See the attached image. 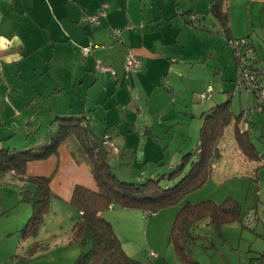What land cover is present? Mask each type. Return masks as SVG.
I'll return each mask as SVG.
<instances>
[{
    "label": "rangeland",
    "instance_id": "rangeland-1",
    "mask_svg": "<svg viewBox=\"0 0 264 264\" xmlns=\"http://www.w3.org/2000/svg\"><path fill=\"white\" fill-rule=\"evenodd\" d=\"M174 3L186 13L189 10L200 13V20L194 22V25L200 28L185 24L176 13ZM211 3L212 0H164L165 12L170 16L169 20L160 23L163 39L160 38L159 32L145 39L158 56L155 59L147 58L143 64L139 60V68L130 71L127 78V54L130 50L136 55L135 51L143 49L140 41L142 34L133 35L129 40L131 49L119 40L114 42L116 48L118 45H124L125 49L118 59L119 63H123L121 83L113 85L114 93L108 94L104 107V93L101 89L92 88L90 97L99 100L92 117L94 128L101 130V134L109 125L107 128L114 138L119 137L115 143L121 151L120 163L112 157L116 150L110 160L114 165L118 163L115 165L117 174L119 167L122 166L125 170L123 177L119 176L122 180L131 178L126 167L137 168L135 173L144 172L146 178H161L164 174L168 175L173 165L181 161L182 154L191 153L193 156L200 126L204 120L202 110L207 111L217 103L214 104L213 101V105L201 109L202 104L211 100L200 99L198 92L203 79H209L212 73L214 74V62H221L224 66L221 73L208 81V84L214 88L225 86L224 94L230 91L232 79L225 80L221 78V74L234 77V56L224 37L217 32V21L210 14H204ZM228 4L229 19L237 30L251 33L254 31V34H258L256 37H264V28H261L264 27V10H261L264 6L248 0H228ZM172 47L175 51L170 50ZM59 78L62 82L58 80L59 86L64 87V77ZM53 80L51 77L46 79L42 76L41 80L38 79L35 83L12 81L6 85L5 91L0 93V128H3L6 134L13 135L11 144L5 142V147L10 146L16 150L32 148L35 144H32L30 138L54 130V126L49 131L46 130L50 117L45 105L55 99L42 102L33 97L39 84H46L51 88ZM58 101H62V98H58ZM28 102L34 107L33 111L27 108ZM24 105L26 107L23 108ZM8 106L12 110L8 109ZM230 108L232 118L223 133V148L217 147L218 157L211 167L210 177L199 188L188 194L183 201L162 208L150 216L139 209L114 208L103 212L124 251L141 264H184L169 242V232L178 210L185 201L196 203L209 199L221 203L228 196L241 204V218L244 222L248 215L255 218L254 222L246 226L241 222H233L224 224L217 230L208 218H203L194 228L196 245L191 251L192 259L197 264H245L248 258L264 251V166L258 169L257 179L245 175L253 162L248 166L243 161V155L236 149L233 134L235 122L241 113L237 124L248 123L246 129L247 133L252 135V144L259 152H264V140L258 138V135L264 132V114L254 106L253 94L249 95L242 89L235 92L230 101ZM242 110L245 112L242 113ZM30 111L33 113L28 116ZM142 114L145 115L147 124L144 136L151 141L146 144L142 142L145 138L142 135L145 128ZM119 118L124 121L117 122L120 124L117 129L111 123ZM134 121L135 128L132 127ZM13 125L19 128L12 129ZM132 133V136H135L133 146L125 147L123 138ZM142 150L145 151V157L140 160L138 153ZM66 151L64 146H60L57 156L31 161L25 169L28 175H50L54 171L50 181L52 189L48 208L33 236H23L22 233L24 224L32 214L31 203L24 198L25 182L13 173L0 177V264H73L77 257L89 248L81 246L71 237L73 217L76 213L69 200L71 188L73 189L75 184L95 187V181L84 162L76 166L66 162ZM139 163L141 166H137ZM189 163L186 169L189 168ZM135 173L132 178L137 180ZM175 181L176 179H161L160 183L172 186L177 182Z\"/></svg>",
    "mask_w": 264,
    "mask_h": 264
},
{
    "label": "trees",
    "instance_id": "trees-1",
    "mask_svg": "<svg viewBox=\"0 0 264 264\" xmlns=\"http://www.w3.org/2000/svg\"><path fill=\"white\" fill-rule=\"evenodd\" d=\"M174 4L176 6V3ZM228 10V0H212L204 14H210L217 21V32L224 37L227 46L233 52L235 75L231 80L232 87L230 91H227L228 96L224 101H216L217 103L205 112L193 156H191V153L182 154L181 161L173 165L172 171L168 175L164 174L161 178H155L154 176L146 178L147 176H145L144 172H139L138 180L129 182L119 178L120 174L118 175L115 172L116 166L110 162V156L114 153L113 148H109L105 143L106 135H109L113 141L111 133L105 132L102 136H98L92 130L87 116L79 113L69 112L55 116L53 121L49 123L54 126V130L48 134L35 135L30 138L33 143L37 141L40 145L29 149L16 150L10 148V146L8 148L5 147V143L2 142L5 140L10 145L13 135L8 134L5 139H0V177L6 173L18 175L25 182L24 198L32 206L31 217L22 228L23 236L35 235V230L43 220V215L48 208L51 196L50 181L54 172L50 175H28L25 173V169L31 161L46 159L52 155L57 156L59 147L64 146L72 158L87 165L95 181L94 188L76 184L69 200L76 213L73 217L71 237L74 241L79 242L81 246L89 247L86 252H82L77 257L73 264H141L124 251L111 223L103 216V212L114 208L139 209L150 216L162 208L183 201L188 194L199 188L210 177L211 167L218 157V143L223 136L225 127L232 118L230 101L235 92L241 90L237 88L239 84V61L235 57V51L230 46L229 42L231 40H245L243 46L253 49L255 59L252 69L255 71L257 81L264 86V65L259 63L257 48L248 36L234 37L231 35ZM176 13L189 27L200 28V26L194 25L195 21L198 22L200 20V13L191 10L186 13L177 6ZM102 18L100 17L98 25L93 26H99ZM112 39L123 43L121 37L119 39L112 37ZM261 41L262 49H264V37H262ZM87 47H91L93 52L95 47L102 46L90 44ZM240 50L244 51V49ZM80 53L82 54V48ZM126 71L127 78L130 71ZM105 72L116 77L115 70L114 74L109 71ZM208 88H212V91L207 93ZM242 90L245 91V89ZM200 93H205L206 95L203 100L213 99L217 94L216 89L210 85ZM247 94L250 95L252 93ZM255 104L254 97V106ZM244 112L245 110H242V113ZM240 117L241 113L235 122L233 130L235 143L242 155L247 159L260 158L261 160L262 157H260L251 142L252 135L239 131V128L242 127V124H237ZM12 129L15 128L12 127ZM146 131L147 129L144 130L143 134ZM113 144L117 149L116 154H119V149L114 141ZM187 163H189V168L186 169V166L188 167ZM161 179H166L167 181L176 179L177 182L175 181L176 183L172 186L168 183L162 185L160 183ZM241 216V204L230 196L221 203H216L209 199L196 203L185 201L172 223L169 232V242L172 244L178 258L184 264H197L191 257V251L196 245V236L194 234L196 223L203 218H208L209 222L217 230L222 225L233 222H241L243 226L253 223H245ZM256 260H264V253L250 257L246 264H254Z\"/></svg>",
    "mask_w": 264,
    "mask_h": 264
},
{
    "label": "crops",
    "instance_id": "crops-1",
    "mask_svg": "<svg viewBox=\"0 0 264 264\" xmlns=\"http://www.w3.org/2000/svg\"><path fill=\"white\" fill-rule=\"evenodd\" d=\"M162 1L0 0V93H3L6 89V85L12 81L16 83H35L38 79L41 80L42 76H45L46 79L51 77L54 79L51 88L46 84H39V87L36 85L38 88H35V96H33L35 97L34 99H39L42 102L48 99L51 100L52 98L55 99V101L51 102L49 105H45L46 108H48V115L50 117L47 122L48 128L46 130L52 127L49 123L53 121L55 116L73 112L86 115L92 130L98 136H102L105 132L112 133L107 128L109 126L107 124H105L107 126L101 134V130H96L93 126L92 117H94V111L98 106L99 100L95 97H90L91 89L97 88L103 91L104 107L105 103L108 101V94L114 93L113 85L115 84L116 86L121 83L123 63H119L118 59L121 52L125 50L123 48L124 45L131 49L132 44L129 43V40L133 35L138 36L142 34L140 41L143 49L135 51L141 64H143V62L145 63L147 58H157V52L155 50L153 51L148 46L145 39L152 34H157V32H159L160 38L163 39L161 25L166 19L169 20L168 16H170V14L165 12L166 5L164 4V0ZM248 1L255 2L259 6H264V0ZM104 4L107 6L106 16L102 18L99 26L91 25L87 19L88 16L97 13ZM146 10H148L147 13L145 12ZM261 10L264 9L261 8ZM161 22L162 24H160ZM229 25L232 36H248L253 45L257 48L259 63L264 65V49H262L261 38L256 37L258 34H254L255 32L253 30L252 33L250 31L244 32L237 30L235 24L230 21V19ZM112 29L120 30V37L124 40L123 46L118 45V48H116L114 44L115 40L111 38ZM131 32L133 34H131ZM125 40H127V42ZM90 44L95 46L101 45L102 47H95L93 52L86 54L87 56L80 54V49ZM170 50H174V48L172 47ZM96 64L113 68L116 71V77L96 69ZM214 64V74L212 73L209 79H203V83L199 86L198 92L203 91L207 85H209L208 81L214 79L217 74L221 73L224 64L221 62H214ZM61 76L64 77V83H66V85L63 86H66L65 88L59 86L58 80L61 82L59 78ZM231 77L233 78V76L226 77L224 74H221V78H225V80H231ZM70 83L72 84L70 85ZM55 85H57V87ZM102 86L104 87L102 88ZM225 88V86L222 88L216 87L217 94L213 99H210L211 101L202 104L201 109H206L202 107H208L213 101L214 104L216 101H224L228 96L223 93L225 92ZM61 95H64V97H61ZM58 98H62V101H58ZM29 103L30 102H28L26 106L33 111L34 107H31ZM26 106L24 105L23 108ZM8 109L12 110L10 106H8ZM31 111L27 113L28 116L32 115L33 112ZM205 112L206 111L202 110V115H204ZM141 116L145 122V130L147 129L146 117L144 114ZM103 120L105 121L106 119L103 118ZM120 121L124 120L119 118V120H113L111 124L115 125L118 129L120 124L117 122ZM132 125V127L135 128V121ZM0 126L2 125L0 124ZM12 127L15 129L19 128L17 125H13ZM0 129V139H5L8 134H6L3 128ZM144 130L142 131L143 137H145L143 134ZM111 135L114 142L119 139V137L114 138V135ZM132 135L133 133L124 136V138L122 137L123 143L125 142V147L132 148V143L135 141V136L133 137ZM258 138L264 140V132H261ZM5 142L4 140L2 143ZM142 142L146 144L151 141L145 137ZM221 142L222 138L218 143V147L222 149L223 145ZM186 143L184 145L187 147L188 145ZM196 143H198V139ZM34 144L35 146L40 145L37 141ZM115 145L118 148L116 143ZM235 146L238 153L242 154L236 143ZM181 151V153H183V150ZM116 152L112 157L119 161L121 151L119 150V154H116ZM258 153L260 157L264 158V152L258 151ZM64 157L67 158L66 162H70L74 166H76V164L79 165L81 162L72 158L68 150ZM144 157L145 151L142 150L139 158L143 160ZM243 161L246 162L248 166H251L253 162L245 175H249L251 179H257L256 177H258L259 174L258 169L264 166L261 160L259 158L247 159L243 156ZM118 163H120V161ZM137 166H141V163ZM130 167L131 166L126 167V169H129V177H131L128 178L127 181H130L129 179L136 180L132 178V175L136 172L135 170L137 168ZM123 171H125L123 167H119L118 175L120 174V176L123 177ZM33 175L44 174L33 173ZM136 175L138 180L139 174ZM83 186L94 188L89 185ZM71 190L73 191L72 188ZM261 253H264V251ZM249 260L250 258H248L247 262Z\"/></svg>",
    "mask_w": 264,
    "mask_h": 264
},
{
    "label": "built area",
    "instance_id": "built-area-1",
    "mask_svg": "<svg viewBox=\"0 0 264 264\" xmlns=\"http://www.w3.org/2000/svg\"><path fill=\"white\" fill-rule=\"evenodd\" d=\"M106 4L102 6V8L94 15L89 16L88 21L92 25H98L100 22V17L106 16ZM112 37L119 39L120 32L119 30H112ZM230 46L235 51V57L239 61V67H238V87L240 89H245L247 93H252L255 97V107L259 108L262 114H264V86H262L261 83H259L255 76V71L252 69L254 64L253 61L255 59V54L253 52L252 48H248L246 46H243L245 44V40H231ZM240 49H244V51H241ZM92 52L91 47H84L82 48V54L86 55ZM139 68V60L137 56L129 50L126 61H125V69L128 71H132ZM96 69L101 70L103 72L109 71L111 74H114V70L110 67L101 66L100 64H96ZM212 88L207 89V93L211 92ZM205 93H200L199 98L204 99ZM209 97V96H208ZM247 124H242V127L239 128L240 132H247L248 129H246ZM105 143L109 148H113L114 150H117L113 144V141L110 139L109 135L105 136ZM262 162H264V158H261ZM255 218L253 216L248 215L245 218V223L249 224L254 222ZM154 257V255H151V257ZM254 264H264V260H256Z\"/></svg>",
    "mask_w": 264,
    "mask_h": 264
},
{
    "label": "water",
    "instance_id": "water-1",
    "mask_svg": "<svg viewBox=\"0 0 264 264\" xmlns=\"http://www.w3.org/2000/svg\"><path fill=\"white\" fill-rule=\"evenodd\" d=\"M141 153H138V156L140 157Z\"/></svg>",
    "mask_w": 264,
    "mask_h": 264
}]
</instances>
